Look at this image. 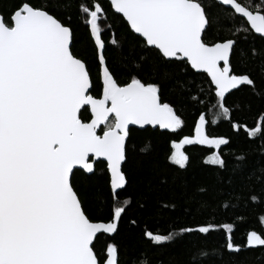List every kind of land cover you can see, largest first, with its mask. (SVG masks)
<instances>
[{"label": "snow or ice", "instance_id": "1", "mask_svg": "<svg viewBox=\"0 0 264 264\" xmlns=\"http://www.w3.org/2000/svg\"><path fill=\"white\" fill-rule=\"evenodd\" d=\"M109 7L126 21L139 48L130 62L122 58L121 66L129 68L123 81L106 56L107 46L122 50L123 44L115 34L105 40L112 26L101 0H17L7 13L0 12V264H121L116 236L131 204L121 194L129 183L125 166L136 151L130 143L133 128L176 133L185 125L179 108L188 103L199 109L194 134L171 141L169 162L185 169L190 159L185 146H206L211 151L204 163L230 172L227 180L217 177L228 185L220 189L222 207L264 204V167L259 175L254 170L246 176L251 187L237 189L246 156H235L238 163L229 169L220 149L230 139L209 132L223 118L235 134L243 129L248 138L259 139L264 153V115L248 127L232 120L234 109L228 104V97L244 87L264 100L251 74L236 70V63L247 58L238 42L256 36L264 40V0H109ZM73 8L92 42V64L74 50L79 38ZM213 8L227 12V22ZM221 28L228 34L221 35ZM209 30H217L211 41ZM249 54L264 58V47L250 46ZM168 66L185 78L166 92L173 75ZM199 74H206V89L194 79ZM150 150V143L140 148ZM98 167L107 176V190L90 209L74 180L78 173L97 175ZM127 222L137 224L132 218ZM258 223L264 225V213ZM235 227L206 219L167 234L146 229L143 235L160 245L185 234L206 239L223 233L221 248H200L189 264H204L201 257L210 252L220 256L264 247V231L249 230L244 242H236ZM129 264L151 260L141 254Z\"/></svg>", "mask_w": 264, "mask_h": 264}, {"label": "trees", "instance_id": "2", "mask_svg": "<svg viewBox=\"0 0 264 264\" xmlns=\"http://www.w3.org/2000/svg\"><path fill=\"white\" fill-rule=\"evenodd\" d=\"M17 0H0V12L7 13L13 8ZM102 6L108 14V24L112 26L111 32L105 30L104 38L107 41L112 34L122 41V50L115 46L106 47V56L110 65H115L114 71L122 81L127 78L129 71L128 64H122V58H130L139 53L136 37L131 33L126 21L118 14H114L109 7L107 0H101ZM214 14H220L222 21L227 22L228 13L221 12L219 8L212 9ZM73 27L76 29L78 43L75 45V52L78 56L86 59L89 64L95 61V51L89 38L86 26L83 25L72 9ZM63 13H61L62 15ZM238 19V18H237ZM217 34V30H209L207 38L211 41ZM221 35H227V28L220 29ZM250 46H255L258 50L264 47V40L256 36L250 37L245 41L241 39L238 47L245 50L246 59L243 63H236L237 71H245L251 74L256 81L257 91L264 92V58L257 56L252 58L249 54ZM234 56V62L236 61ZM147 67V66H146ZM158 71H164L161 67ZM167 71L173 73L171 79L165 83L166 92L174 84L176 79H184L182 72L173 66H168ZM191 78V77H189ZM197 84L207 88L206 74H199L194 77ZM95 94V93H93ZM193 95H199L198 91H193ZM171 99L172 97L169 96ZM206 98V97H205ZM214 103V101H213ZM229 106L233 107L232 120L253 127L261 115H264V100L252 94L251 90L244 87L243 91H235V94L228 97ZM239 104V108L235 105ZM198 107L191 103L179 108L184 120V127L176 133L167 130L147 128L139 130L133 128L131 144L136 146L135 153L130 154L128 165L125 166L129 183L126 190L121 194L122 198H130L131 204L127 209V216L121 223L119 235L116 241L120 245L121 264H129L133 258L140 257L141 254L151 260V264H189L190 258L200 248L208 250L219 249L223 244V233L213 232L206 239L196 234H185L177 237L172 242L164 244H152L143 235L144 230H151L159 234H167L173 228L184 225H195L197 223L214 219L216 222L235 223L233 233L236 242L246 240V232L249 230L264 231V225L258 223V217L264 213V204H252L251 202L237 203L235 207H222L224 198L220 189L227 188L226 183L218 181V175L227 180L229 171L221 172L216 166L204 163V158L210 153V149L201 145L185 146L184 151L189 156V163L185 169H179L172 165L168 157L171 154V141L180 140L185 135L194 134V122L197 117ZM215 111V109H213ZM213 135H223L230 139V143L221 146L229 169L236 163L235 156L245 154L243 162L244 173L236 177L234 187L239 189L241 186L247 190L252 186V181L246 176L264 167V153L258 145L259 139H250L241 130L237 135L234 133L229 122L223 118L217 125L209 128ZM146 143L151 144V150L144 153L140 151ZM162 178L166 182L162 183ZM107 176L77 174L75 184L81 194L87 195L88 207L97 208L96 197L107 190ZM260 184H255V190L259 192ZM200 188L206 191L200 192ZM207 202L208 209L205 210L204 204ZM171 206L175 204V209L171 207L165 209L163 205ZM91 214L97 215L93 211ZM129 218L137 221L136 225H131L127 221ZM99 247V245H97ZM204 264H264V247L246 249L240 253H229L223 251L222 255L217 256L210 252L208 257H201Z\"/></svg>", "mask_w": 264, "mask_h": 264}, {"label": "water", "instance_id": "3", "mask_svg": "<svg viewBox=\"0 0 264 264\" xmlns=\"http://www.w3.org/2000/svg\"><path fill=\"white\" fill-rule=\"evenodd\" d=\"M108 2H109V0H107ZM119 15V14H118ZM135 128V127H134ZM148 128H151V127H148ZM135 129H137V128H135ZM140 130V129H139ZM88 175V174H87Z\"/></svg>", "mask_w": 264, "mask_h": 264}, {"label": "rangeland", "instance_id": "4", "mask_svg": "<svg viewBox=\"0 0 264 264\" xmlns=\"http://www.w3.org/2000/svg\"><path fill=\"white\" fill-rule=\"evenodd\" d=\"M186 146H188V145H186Z\"/></svg>", "mask_w": 264, "mask_h": 264}]
</instances>
